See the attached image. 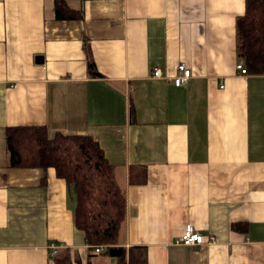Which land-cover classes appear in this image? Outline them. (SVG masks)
Instances as JSON below:
<instances>
[{
  "label": "crops",
  "instance_id": "1",
  "mask_svg": "<svg viewBox=\"0 0 264 264\" xmlns=\"http://www.w3.org/2000/svg\"><path fill=\"white\" fill-rule=\"evenodd\" d=\"M245 2L65 0L68 18L56 0H0V264L118 263L74 226L53 168L10 165L6 129L34 125L98 142L125 195L117 246L148 264H264V74L236 69ZM180 62L191 77L175 86ZM189 226L216 242L175 243Z\"/></svg>",
  "mask_w": 264,
  "mask_h": 264
},
{
  "label": "trees",
  "instance_id": "2",
  "mask_svg": "<svg viewBox=\"0 0 264 264\" xmlns=\"http://www.w3.org/2000/svg\"><path fill=\"white\" fill-rule=\"evenodd\" d=\"M56 9L68 10L65 0H56ZM237 55L248 72L264 74V0H246L245 12L236 20ZM88 70L99 76L88 59ZM12 167L53 168L74 191V226L83 231L87 243L103 245L117 258V264H148L142 246H117L125 219V195L116 184L113 168L98 142L89 135L50 134L45 126H12L6 129ZM58 264L60 262L58 261Z\"/></svg>",
  "mask_w": 264,
  "mask_h": 264
},
{
  "label": "built area",
  "instance_id": "3",
  "mask_svg": "<svg viewBox=\"0 0 264 264\" xmlns=\"http://www.w3.org/2000/svg\"><path fill=\"white\" fill-rule=\"evenodd\" d=\"M236 69L242 75L248 73L247 67L242 62H238L236 64ZM153 76L161 77L159 69H155L153 71ZM190 77H191V69L187 66L185 62H180L176 68V75L173 77L174 85L182 86L188 81ZM221 87H223V84L221 85ZM215 242H216L215 236L212 235L208 238L207 241H205L202 235L199 232L195 231L190 226L187 227L177 239H175V243L189 247L198 246L203 243L213 244ZM51 247H52V255L55 256L57 253V247L54 244H52ZM104 251H105V246L103 245L92 246V252L94 254H101Z\"/></svg>",
  "mask_w": 264,
  "mask_h": 264
}]
</instances>
